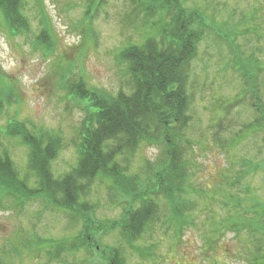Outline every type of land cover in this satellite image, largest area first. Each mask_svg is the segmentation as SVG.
<instances>
[{"label": "rangeland", "instance_id": "obj_1", "mask_svg": "<svg viewBox=\"0 0 264 264\" xmlns=\"http://www.w3.org/2000/svg\"><path fill=\"white\" fill-rule=\"evenodd\" d=\"M23 1L21 12L29 32L8 37L0 18V88L5 84L9 93L17 95H11V104L0 112V149H6L24 173L28 151L17 138L3 134L6 121L26 120L33 129L58 134L61 150L52 165L57 176L75 163L78 129L87 107L68 95L69 84L83 78L88 86L111 96L118 91L131 92L130 77L118 52L128 43H140L146 31L148 36L154 34L148 30L152 21L168 27L172 12L163 13V19L158 11L146 16L136 9L134 0H105L88 11L86 0ZM181 8L196 10L206 27L185 73L190 101L186 122L172 132L178 137L174 140L179 141L181 161L187 164L183 187L189 203L185 210L191 213L193 224L185 225L180 244L174 245L173 231L163 224V206L153 232L150 228L148 234L135 240L133 248L125 244L119 228L98 230L101 233L95 230L97 246L88 253L80 251L50 260L46 251L22 246L24 240L30 244L34 234L41 239L72 238L81 225L69 223L66 213L40 199L21 209L8 200L0 208L1 263L99 264L103 249L117 248L125 255L124 264H247L242 257L251 256L254 245L251 249L249 244L241 247L231 223L222 224L221 220L232 213L228 210L231 196L254 195L264 203V167L254 170L246 165L247 161L260 163L264 159V122L257 112V107L264 111V0H185ZM41 29L47 46L52 44L51 52L35 47ZM66 66L67 82L59 84ZM165 160L162 144H150L141 147L129 163L122 159L121 165L126 168L128 163V174L143 185L153 186L155 172ZM29 183L33 187L35 180ZM110 186L97 178L86 198L93 204L94 220L108 224L121 220L126 207L116 200L118 195ZM239 206L246 211L252 204ZM211 229V239L206 240ZM245 230L237 235L251 240ZM207 241L218 249H208ZM239 246L244 249L241 258L230 252ZM137 249L150 254V259L141 257Z\"/></svg>", "mask_w": 264, "mask_h": 264}, {"label": "trees", "instance_id": "obj_2", "mask_svg": "<svg viewBox=\"0 0 264 264\" xmlns=\"http://www.w3.org/2000/svg\"><path fill=\"white\" fill-rule=\"evenodd\" d=\"M184 1H133L138 3L136 9L146 16L158 11L157 13H162L163 19V13L165 16L168 11L172 13L168 27L152 21L148 30L155 31L154 34L148 36L146 31L140 43H128L118 52V59L125 64L130 77L128 88L131 92L118 91L111 96L101 89L88 86L83 78L69 84L68 95L78 103L84 102L87 107L84 108L86 114L78 129L76 160L66 173L56 176L52 169L61 150L62 142L58 134L40 128L33 129L26 120L9 118L6 121L3 134L7 138H17L28 153L26 170L21 173L6 149H0V208H3V201L9 200L11 206L21 209L28 202L40 199L45 205L66 213L69 223L81 225L80 231L72 238L41 239L34 234L33 242L29 244L24 240L22 246L35 248L34 251L42 249L50 256V260H55L62 255L72 256L80 251L88 253L96 244L93 235L95 230L98 233L119 228L126 240L125 244L133 248L135 240L148 234L150 228L153 232L163 206L166 209L162 214L163 224L167 226L166 229L173 231L174 245L180 244L182 231L185 225L192 224V218L191 213L185 210L189 203L186 199L188 192L183 187L187 164L181 161V147L179 141L174 140V137H178L176 134L172 135V132L186 122L185 112L190 103L186 92L187 66L196 54L202 29L206 27L196 10L187 12L181 8ZM104 2L105 0H86L85 8L88 11ZM23 3V0H0V18L8 37L29 32L21 12ZM43 35L44 30L41 29L35 37V47L51 52L52 44L47 46ZM66 76L67 66L59 84L67 82ZM9 91L7 85H1L0 112L4 106L11 104V95L17 98V95ZM257 112L264 122V111L257 107ZM195 143L194 152H197L199 146ZM150 144H162L166 159L163 162L165 165L162 164L155 172L153 186L151 183L143 185L128 174L129 159L141 147ZM122 159L128 162L126 168L121 165ZM247 163L254 170L264 167V159L260 163ZM97 178L109 182L110 188L118 195L116 200L126 206L121 220L111 221L109 224L94 220L93 204L86 198ZM30 179L35 180L33 187L29 185ZM248 195L239 198L228 196L231 205L228 210L232 213L221 222L231 223L230 229L241 247L244 246L245 249L249 244L248 249H251L254 245L252 255L245 254L246 257H242L247 264H264V203L254 195ZM247 202L252 206L245 207L247 210L243 211L239 205ZM244 229H247L245 231L255 242L239 238V233ZM211 233L212 229L206 240L211 239ZM207 244L208 249H218L211 245V241H207ZM244 249L239 246L237 249L232 248L230 252L241 258ZM226 250L228 249L224 253ZM136 252L147 260L151 257L147 252L139 253L138 249ZM124 258L123 251L105 248L100 255L99 264H124ZM202 259L208 262L205 258ZM0 264L5 263L0 261Z\"/></svg>", "mask_w": 264, "mask_h": 264}]
</instances>
